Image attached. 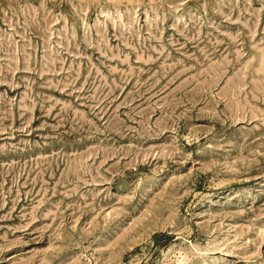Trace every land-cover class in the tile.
<instances>
[{"label":"rangeland","instance_id":"rangeland-1","mask_svg":"<svg viewBox=\"0 0 264 264\" xmlns=\"http://www.w3.org/2000/svg\"><path fill=\"white\" fill-rule=\"evenodd\" d=\"M0 264H264V0H0Z\"/></svg>","mask_w":264,"mask_h":264}]
</instances>
